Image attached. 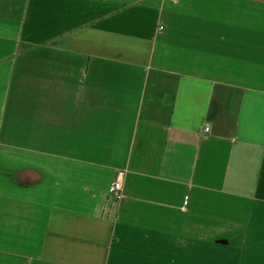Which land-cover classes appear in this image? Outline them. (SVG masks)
Masks as SVG:
<instances>
[{
	"label": "crops",
	"instance_id": "1",
	"mask_svg": "<svg viewBox=\"0 0 264 264\" xmlns=\"http://www.w3.org/2000/svg\"><path fill=\"white\" fill-rule=\"evenodd\" d=\"M0 264H264V0H0Z\"/></svg>",
	"mask_w": 264,
	"mask_h": 264
},
{
	"label": "built area",
	"instance_id": "2",
	"mask_svg": "<svg viewBox=\"0 0 264 264\" xmlns=\"http://www.w3.org/2000/svg\"><path fill=\"white\" fill-rule=\"evenodd\" d=\"M209 126L206 127V131H209ZM125 180H124V173L119 172L115 179L111 183V191H112V199L113 200H120L125 194Z\"/></svg>",
	"mask_w": 264,
	"mask_h": 264
}]
</instances>
